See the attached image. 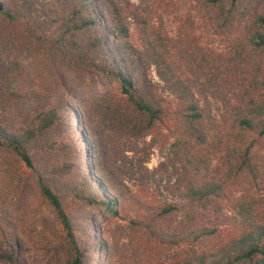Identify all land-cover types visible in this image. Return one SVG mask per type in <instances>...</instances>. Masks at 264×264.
Wrapping results in <instances>:
<instances>
[{"label": "trees", "instance_id": "trees-1", "mask_svg": "<svg viewBox=\"0 0 264 264\" xmlns=\"http://www.w3.org/2000/svg\"><path fill=\"white\" fill-rule=\"evenodd\" d=\"M163 128L154 203L126 160ZM220 205L223 233L204 218ZM33 207L55 219L45 244L23 234ZM93 211L124 214L135 258ZM30 245L56 264H264V0H0V264Z\"/></svg>", "mask_w": 264, "mask_h": 264}, {"label": "rangeland", "instance_id": "rangeland-1", "mask_svg": "<svg viewBox=\"0 0 264 264\" xmlns=\"http://www.w3.org/2000/svg\"><path fill=\"white\" fill-rule=\"evenodd\" d=\"M123 1V0H118ZM130 3L136 4L138 0H127ZM204 39L214 48L221 47V40L217 37L210 34H206L203 36ZM153 80L157 82V78L155 75L152 76ZM93 96V95H92ZM161 134L164 137L154 138L152 140V136H148L146 138L147 143L151 144V148L146 153L134 155L129 153L127 155L126 162L132 163L131 165L137 170H141L144 172V189L145 195L148 196L149 200L154 203L169 201V197L164 191V186L167 180V175L159 169L160 164L164 163L167 158L168 148L172 143V138L170 133L166 131L164 128L161 129ZM142 162V167H140V161ZM131 187L134 191H137V187H139V183L137 178L131 180ZM171 201V200H170ZM169 201V202H170ZM179 206L181 203L177 202ZM30 211V214L38 213L35 215V218L28 222L24 227L23 234L31 236L32 240L39 243L45 244V238L50 237L48 231L45 227V222H55L54 217L48 211L43 209ZM94 216L98 220L99 225L105 229L107 236L115 241V246L118 244V247L115 248V254L118 258L123 256H129L135 258L139 252L140 241L138 237H132L128 233L127 222L128 220L124 219V214L120 212L119 216H112L110 213H98L93 211ZM177 219L181 220L184 217V212L180 211L176 213ZM204 218L206 223L211 224L216 227L218 232L223 233L229 231L234 226V219L232 215L223 207L220 206H212L208 208V210L204 213ZM31 246V251L33 250V246ZM59 249L55 250V257L58 258ZM124 253V254H121ZM54 256V255H52ZM48 260V261H47ZM29 264H56V261L50 260V258L45 259L43 255L38 251L31 252V259Z\"/></svg>", "mask_w": 264, "mask_h": 264}]
</instances>
